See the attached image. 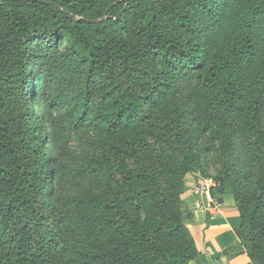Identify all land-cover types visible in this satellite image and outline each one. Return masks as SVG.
I'll use <instances>...</instances> for the list:
<instances>
[{"label": "trees", "instance_id": "16d2710c", "mask_svg": "<svg viewBox=\"0 0 264 264\" xmlns=\"http://www.w3.org/2000/svg\"><path fill=\"white\" fill-rule=\"evenodd\" d=\"M73 65L76 90L64 83ZM181 81L201 97L198 132H215L222 114L239 140L235 233L264 264V0H0V264L196 258L181 195L203 170ZM34 95L48 101L46 120ZM58 111L97 136L99 154L79 170L97 187L82 198L62 194L65 172L40 137L46 124L58 149ZM214 181L220 204L229 180Z\"/></svg>", "mask_w": 264, "mask_h": 264}, {"label": "rangeland", "instance_id": "374dc122", "mask_svg": "<svg viewBox=\"0 0 264 264\" xmlns=\"http://www.w3.org/2000/svg\"><path fill=\"white\" fill-rule=\"evenodd\" d=\"M79 73L75 66H68L65 73L64 83L69 86L71 90H76L78 87ZM38 82V81H37ZM38 84V83H37ZM177 103L181 110L184 127L189 132L193 133L194 146L202 164L201 172H192L188 175L196 174L195 176L201 180L200 185H209L210 181H214L216 177H227L229 182L225 184L230 196L233 197L231 180L239 179L243 173L241 161V150L239 140L233 131L227 128L228 121L222 114H219L215 121L216 131L206 134L199 133V120L202 115L201 97L197 94L194 85L181 81L179 83V93ZM32 106L35 113L40 114L44 120L48 117V101L39 103L35 95L32 97ZM62 111H58L57 117L60 126H64L65 133L63 140L54 149L49 141V129L47 125H41L40 137L45 145V152L52 158V160L59 161L65 176L62 179L61 192L67 198H82L87 192L97 187L96 183L86 182V180L79 174L82 165L87 163L92 156L99 154V148L95 145V138L93 133L87 132H73L64 117ZM220 121L224 124H218ZM96 136V137H95ZM98 140V138H97ZM99 141V140H98ZM50 142V143H49ZM54 167L52 168L53 171ZM73 171V172H72ZM76 171V172H75ZM186 178V177H185ZM185 185V179H184ZM59 188V187H58ZM57 189V188H56ZM185 190V188H184ZM184 192V191H183ZM213 200V205L217 202ZM208 210L210 208H207Z\"/></svg>", "mask_w": 264, "mask_h": 264}, {"label": "crops", "instance_id": "0c3cea01", "mask_svg": "<svg viewBox=\"0 0 264 264\" xmlns=\"http://www.w3.org/2000/svg\"><path fill=\"white\" fill-rule=\"evenodd\" d=\"M195 175L186 176L181 195L182 218L197 250L190 264H252L235 233L240 218L233 197L226 191L222 203L212 208L209 195L202 194L199 198L192 193L193 188L201 184ZM199 201L204 208L196 206Z\"/></svg>", "mask_w": 264, "mask_h": 264}, {"label": "built area", "instance_id": "2783aa9c", "mask_svg": "<svg viewBox=\"0 0 264 264\" xmlns=\"http://www.w3.org/2000/svg\"><path fill=\"white\" fill-rule=\"evenodd\" d=\"M216 186H217V183L215 181H210L209 185H207V184L206 185H200L199 187L195 188L194 191H193V194L195 196H198L199 198L202 196V194H207V195H209L211 197L210 190L212 188H215ZM210 203H211V205L213 204L212 198L210 200ZM215 205H217V203ZM196 206L198 208H204L201 201H199L196 204ZM207 206L209 207V205H207Z\"/></svg>", "mask_w": 264, "mask_h": 264}, {"label": "water", "instance_id": "95a60500", "mask_svg": "<svg viewBox=\"0 0 264 264\" xmlns=\"http://www.w3.org/2000/svg\"><path fill=\"white\" fill-rule=\"evenodd\" d=\"M203 198H205V197H203Z\"/></svg>", "mask_w": 264, "mask_h": 264}]
</instances>
